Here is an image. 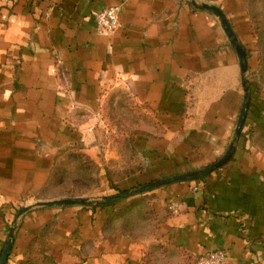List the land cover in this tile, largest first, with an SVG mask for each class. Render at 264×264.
Wrapping results in <instances>:
<instances>
[{
	"label": "crops",
	"instance_id": "0c3cea01",
	"mask_svg": "<svg viewBox=\"0 0 264 264\" xmlns=\"http://www.w3.org/2000/svg\"><path fill=\"white\" fill-rule=\"evenodd\" d=\"M202 5L223 14L245 54L250 101L235 141L239 60ZM109 7L118 8L117 26L103 33L95 17ZM263 10L264 0H0V211L9 226L28 209L6 264L45 228L57 264H139L153 244L264 264V85L251 20ZM115 89L152 120L132 145L144 166L115 182L119 191L204 169L234 141L231 158L204 178L112 205H38L59 200L43 194L60 152L79 146L95 162L108 160L101 107ZM100 179L99 199L112 196ZM140 196L166 217L134 239L110 217Z\"/></svg>",
	"mask_w": 264,
	"mask_h": 264
},
{
	"label": "rangeland",
	"instance_id": "374dc122",
	"mask_svg": "<svg viewBox=\"0 0 264 264\" xmlns=\"http://www.w3.org/2000/svg\"><path fill=\"white\" fill-rule=\"evenodd\" d=\"M110 93L111 95L117 94V96H107L108 98L102 104L101 110L104 119H102V128L100 129V144L103 148L108 147L110 149L107 156L108 160H104L102 157L96 162L91 160L90 164H84L83 168L82 163L75 162V158L77 159L78 155H82L83 152L69 149L62 151L56 156L54 175L52 176L54 180L49 183L43 196L59 200H103L105 196L101 199L98 196L101 192L100 178L102 176L106 177L108 187L115 191L112 195L116 196L118 189H116L115 182L142 170L143 161L133 151L132 145L137 134L144 133L147 125H150L152 120L134 109L127 91L115 89ZM80 165L82 168H80ZM18 222V217L15 215L11 219L10 225H6L0 211V253L9 235L10 228H16ZM140 230L141 236L139 238L148 237L150 236L151 226H144ZM158 245H151L143 253V256L149 254L147 260L152 264H195L197 258L190 253L177 247L174 249L173 246L158 247ZM182 253L191 256V258H187Z\"/></svg>",
	"mask_w": 264,
	"mask_h": 264
},
{
	"label": "trees",
	"instance_id": "16d2710c",
	"mask_svg": "<svg viewBox=\"0 0 264 264\" xmlns=\"http://www.w3.org/2000/svg\"><path fill=\"white\" fill-rule=\"evenodd\" d=\"M251 20H252V27L254 30V36L257 39V45L259 48L258 62L260 64V68L262 69L261 70L262 73L260 74L258 83L260 85H264V10L262 13L258 14L257 16H253ZM254 87L257 90V85ZM68 149L81 151V148L79 146H74ZM75 162L79 164L82 163V167L84 168V164L89 165L91 159L88 156H86L84 153H82V155L81 154L78 155L77 159L75 158ZM55 163H56V158L50 173V179L48 185L52 180H54L52 176L54 175L53 173L55 169L54 168ZM82 167L80 165V168ZM48 185L46 186V188L48 187ZM139 187L140 185H138L136 188ZM127 191L129 190H123V191L118 190L116 194L118 195ZM113 196L115 195L105 197V199H109ZM59 201L61 200L54 201L55 203L52 206H60ZM165 217L166 216H161L152 209L149 198H147L146 196H140V198L128 202L116 213H113L110 218L112 219V221L113 219L119 221L120 225L117 226L119 230H121L124 234L136 239L141 236L140 228L144 226L145 227L151 226V229H157ZM47 229L48 228H45L42 232H40L37 236H35L34 239L30 241V243L27 245V247L24 250L23 258L20 261H18L17 264H57L47 247V243H46ZM162 246L172 247L173 245L170 244L158 245V247H162ZM173 248L176 249L175 246H173ZM182 255L184 254L182 253ZM184 256H186L187 258H191V256L189 257L188 255H184ZM147 257H149V254L141 257L139 264H152V262L147 260ZM195 263H196V259H195Z\"/></svg>",
	"mask_w": 264,
	"mask_h": 264
},
{
	"label": "water",
	"instance_id": "95a60500",
	"mask_svg": "<svg viewBox=\"0 0 264 264\" xmlns=\"http://www.w3.org/2000/svg\"><path fill=\"white\" fill-rule=\"evenodd\" d=\"M202 8L205 10H208L212 13H214L220 20L222 28L228 39L230 40L236 54L239 60V67H240V72L242 74V86L244 89V103L241 107L235 131H234V141L237 140L240 136V133L243 129L244 122L246 119V115L248 112L249 108V88L247 85V80L245 79L244 75L247 71V66L245 63V54L240 46V44L237 42L236 38L233 35V32L227 23L226 19L224 18L223 14L215 7L212 6H207V5H202ZM234 141L229 145L226 153L216 162L212 163L211 165L205 167L204 169H201L199 171H195L192 173H186L182 175H177L173 177H168L162 180L154 181L151 183H148L146 185H142L139 188L131 189L127 192L121 193L119 195H116L114 197H111L109 199H103V200H88V199H64L59 201L60 205L63 206H104V205H112L115 204L118 201L124 200L130 196L136 195V194H142L149 192L153 189H156L161 186L169 185L172 183H177V182H186V181H191L199 178H204L207 175H209L213 170L221 168L223 165L227 163V161L231 158L233 150H234ZM55 202L50 201V202H42L38 203L40 206H52ZM28 209L27 208H22L17 214V217L25 213ZM15 231V227H11L9 231V235L7 236V239L4 242L3 249L1 250L0 253V264H5L7 261V258L9 256L10 250L13 245V232Z\"/></svg>",
	"mask_w": 264,
	"mask_h": 264
},
{
	"label": "built area",
	"instance_id": "2783aa9c",
	"mask_svg": "<svg viewBox=\"0 0 264 264\" xmlns=\"http://www.w3.org/2000/svg\"><path fill=\"white\" fill-rule=\"evenodd\" d=\"M117 12V7H109L96 15L95 21L100 32L109 33L116 28ZM195 264H224V252L219 249L197 257Z\"/></svg>",
	"mask_w": 264,
	"mask_h": 264
}]
</instances>
